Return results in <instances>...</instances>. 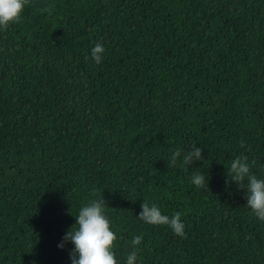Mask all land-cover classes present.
<instances>
[{"label": "trees", "instance_id": "1", "mask_svg": "<svg viewBox=\"0 0 264 264\" xmlns=\"http://www.w3.org/2000/svg\"><path fill=\"white\" fill-rule=\"evenodd\" d=\"M194 144L205 160L167 165ZM236 157L264 178V0H30L0 29V264H71L58 244L100 196L120 264L137 235L138 264H264Z\"/></svg>", "mask_w": 264, "mask_h": 264}, {"label": "clouds", "instance_id": "2", "mask_svg": "<svg viewBox=\"0 0 264 264\" xmlns=\"http://www.w3.org/2000/svg\"><path fill=\"white\" fill-rule=\"evenodd\" d=\"M30 0H0V29L7 30L9 25L21 21L25 6ZM43 11L51 14L52 9L45 8ZM105 48L97 42L91 49V57L100 64L104 59ZM240 146L244 147L241 140ZM205 160L202 149L194 144L187 152L176 149L171 153L167 165L176 167L180 162L188 167L195 161ZM235 182L242 189H246L247 207L261 221H264V178H258L247 161V158L236 157L227 167L226 183ZM191 183L199 189L208 187V177L204 172H194ZM95 195V190H93ZM106 201L100 196L92 199L82 206L76 215L72 208L70 214L74 215L76 222L67 230L58 247L63 249L66 243H71L73 248L69 252L71 264H120L116 258L117 234L111 230V222L105 214ZM142 211L137 216L147 224L167 226L173 234L181 238L186 237L185 224L181 219V213L176 212L172 216L162 213L160 207L143 201ZM143 236H134L131 240V251L127 253L124 264H138L139 248Z\"/></svg>", "mask_w": 264, "mask_h": 264}]
</instances>
